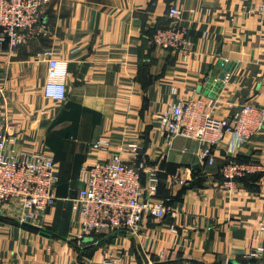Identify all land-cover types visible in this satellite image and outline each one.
Returning a JSON list of instances; mask_svg holds the SVG:
<instances>
[{"label": "crops", "instance_id": "1", "mask_svg": "<svg viewBox=\"0 0 264 264\" xmlns=\"http://www.w3.org/2000/svg\"><path fill=\"white\" fill-rule=\"evenodd\" d=\"M260 0H48L39 22L15 53L0 46V133L14 139L7 153L46 152L58 175L57 201L31 230L0 217V264H264L247 259L264 250V128L246 143L228 134L200 159L207 146L168 138L158 117L179 102L210 103L215 118L232 117L246 104L264 107V16ZM188 32L186 60L151 43L172 23ZM48 51L65 61L66 100L46 99ZM223 79L204 89L208 80ZM206 92V95L204 93ZM215 94V97L210 95ZM106 140V151L91 145ZM136 145L148 175L158 180L152 205L163 218L146 216L140 231L80 238L73 200L83 166L114 154L128 159ZM228 161L260 171L223 187ZM95 236V237H96ZM90 238V237H89ZM85 241V242H84Z\"/></svg>", "mask_w": 264, "mask_h": 264}, {"label": "built area", "instance_id": "2", "mask_svg": "<svg viewBox=\"0 0 264 264\" xmlns=\"http://www.w3.org/2000/svg\"><path fill=\"white\" fill-rule=\"evenodd\" d=\"M48 0H0V46L8 45L15 53L24 43L25 35L34 30L39 13ZM256 13L264 16V0H260ZM172 23L157 29L151 43L162 50L174 51L186 60L193 51L188 32L178 25L181 12L168 11ZM46 60L47 73L43 87L46 99L66 100L65 61L55 59L51 53L38 54ZM224 79L228 76L224 74ZM210 103L201 99L179 102L159 115V128L168 138L182 137L204 143L207 150L200 159L209 156L210 149L223 138L234 135L239 143H246L264 128V107L246 104L226 119L215 118L207 111ZM15 140L0 133V217H12L18 223L34 225L47 209L57 201L58 175L53 157L46 152L7 153V143ZM109 143L98 140L91 151H106ZM128 159L121 154L112 155L103 163L83 166L79 181L81 188L73 200V211L80 217V238L96 234L114 236L121 233L137 234L146 216L163 218L167 209L152 205L148 198L157 191L158 180L148 175L142 186L144 164L136 145H129ZM260 171L259 165L228 161L222 166L223 187L230 190L237 179ZM261 248L251 250L247 259H260ZM102 264H117L114 258H105Z\"/></svg>", "mask_w": 264, "mask_h": 264}, {"label": "water", "instance_id": "3", "mask_svg": "<svg viewBox=\"0 0 264 264\" xmlns=\"http://www.w3.org/2000/svg\"><path fill=\"white\" fill-rule=\"evenodd\" d=\"M224 74L223 75H221L220 76V78L218 79V80H213V79H211V80H208L207 82H206V84H205V90L206 89H209V88H211L213 85H215V91H216V89L217 90H219V89H221V87L223 86L222 85V81H223V79H224ZM205 92V91H204ZM204 95H206V92L204 93ZM211 97H215L216 95L215 94H213V95H210ZM24 226H26V227H30V228H35V229H38L39 231H40V233H41V235H45V236H48L47 234H45V233H43V231H42V229L41 228H38V227H36V226H34V225H31V224H25ZM93 240H92V238H88L87 239V242H92ZM85 242V241H84Z\"/></svg>", "mask_w": 264, "mask_h": 264}, {"label": "trees", "instance_id": "4", "mask_svg": "<svg viewBox=\"0 0 264 264\" xmlns=\"http://www.w3.org/2000/svg\"><path fill=\"white\" fill-rule=\"evenodd\" d=\"M27 228H29V229H31V230H34V231H38V232H40L38 229H35V228H30V227H27ZM43 232H45V233H48V232H46V231H44V230H42ZM96 235H93L92 237H94V239H97V238H99L98 236H96ZM93 239V240H94Z\"/></svg>", "mask_w": 264, "mask_h": 264}]
</instances>
